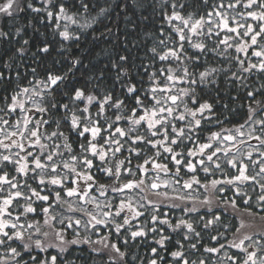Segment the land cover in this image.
<instances>
[{
    "label": "snow or ice",
    "instance_id": "snow-or-ice-1",
    "mask_svg": "<svg viewBox=\"0 0 264 264\" xmlns=\"http://www.w3.org/2000/svg\"><path fill=\"white\" fill-rule=\"evenodd\" d=\"M113 11L131 44L45 64ZM146 241V264H264V0H0V264H145Z\"/></svg>",
    "mask_w": 264,
    "mask_h": 264
},
{
    "label": "trees",
    "instance_id": "trees-1",
    "mask_svg": "<svg viewBox=\"0 0 264 264\" xmlns=\"http://www.w3.org/2000/svg\"><path fill=\"white\" fill-rule=\"evenodd\" d=\"M93 3L97 4L99 7H106L107 4H110L113 2V0H92ZM98 9H93L92 14L95 15L96 11ZM116 21V12H110L107 15L104 16H98L96 19V22L92 24L91 28H88L84 32L80 33L81 39L78 42H65V50L63 52H56L53 51L52 55L47 57L45 64L48 67H54L55 69L59 70L60 72L66 71L67 67L70 64L71 59L75 54L78 52L82 51L83 49L87 48L89 50V53H86L87 59H85L83 62L84 63H89L91 61L92 63H99V64H104L107 62V56L105 55V50H108L109 52L113 51V45L117 43V37H119V41L122 44L125 39L128 40L129 44H131V40L136 38L135 34L129 37L124 36V20H123V15H121L119 19V27H117V24L114 23ZM21 23L27 24L28 23V17L25 15V19L21 21ZM35 29L32 28L27 29V35L25 38H31L32 44L36 45L40 41H55L53 43V48H58L59 47V37L54 36L52 29L48 27L47 21H45L43 24L39 22V19L37 18L34 21ZM111 28L112 32L111 34L107 31V29ZM40 33H44V36H41ZM33 50H35L33 48ZM136 52V49L133 48V53ZM57 61L59 63H57ZM35 66V65H31ZM43 71V69H41ZM75 75L77 78L80 76V72L76 69H74ZM251 80L255 81V78H250ZM119 87V85H117ZM231 95H235L236 92L234 89L230 90ZM213 95H216L213 93ZM220 96L223 97L221 100V106L224 103L229 102V96L225 94V92L222 90L220 92ZM230 107L234 108L236 111L229 116V119H232L234 121L242 122V115L241 111L239 108V101L236 102V104H231ZM252 143H255V141H252ZM127 154V153H125ZM135 164V161L133 162ZM95 171V170H94ZM201 177L203 176V173H200ZM186 178V177H185ZM198 191L202 192V189H199L198 186H194ZM251 191V189H249ZM256 192H259V189L257 188ZM228 195H231L229 193ZM103 199V198H101ZM162 211H168L170 213V216L174 220L176 217L181 215V211L179 209H172L169 210L167 208H162ZM205 209H201L199 215H203ZM193 217H195L197 214L193 213L191 214ZM231 213L229 212L226 214L225 217V222L228 223L230 222L228 220V216H230ZM136 221H133V224H135ZM223 230V229H221ZM81 232L83 233V229H81ZM108 232L107 228H102L101 229V235L106 234ZM91 235V238L93 240L97 239V235L94 233H89ZM68 238H72V233L71 231L68 232ZM122 236L117 237L115 233L112 234L110 239L113 242H119L122 241ZM231 234L226 237V239H231ZM148 240H151V237L148 238ZM223 242V241H222ZM138 243V242H137ZM154 246L151 245L148 241L145 243L141 244L138 248L133 245L131 248V251L136 252L139 256L145 258V264L146 260L150 255V247ZM121 247L123 249V245L121 244ZM171 250V249H169ZM230 251H235V250H230ZM49 254H55L54 249L49 250ZM162 255L165 256V259L163 261V264H168V261L171 259L170 256H168L165 252H161ZM64 258L70 261H73L74 264H93L95 261L96 264H103V261H106L107 259V251L103 255L93 253L88 245L84 244H79V245H72L69 248V251L64 253ZM195 258V257H193ZM139 264V262H137Z\"/></svg>",
    "mask_w": 264,
    "mask_h": 264
}]
</instances>
